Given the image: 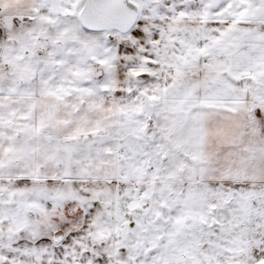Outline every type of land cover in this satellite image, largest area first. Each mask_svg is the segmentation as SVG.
<instances>
[{"label":"snow or ice","instance_id":"1","mask_svg":"<svg viewBox=\"0 0 264 264\" xmlns=\"http://www.w3.org/2000/svg\"><path fill=\"white\" fill-rule=\"evenodd\" d=\"M0 264H264V0H0Z\"/></svg>","mask_w":264,"mask_h":264}]
</instances>
